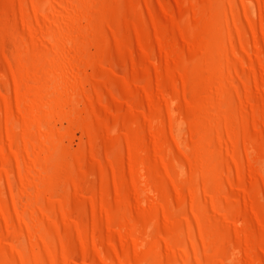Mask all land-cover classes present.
Returning <instances> with one entry per match:
<instances>
[{"label":"bare ground","instance_id":"bare-ground-1","mask_svg":"<svg viewBox=\"0 0 264 264\" xmlns=\"http://www.w3.org/2000/svg\"><path fill=\"white\" fill-rule=\"evenodd\" d=\"M0 264H264V0H0Z\"/></svg>","mask_w":264,"mask_h":264},{"label":"rangeland","instance_id":"rangeland-1","mask_svg":"<svg viewBox=\"0 0 264 264\" xmlns=\"http://www.w3.org/2000/svg\"><path fill=\"white\" fill-rule=\"evenodd\" d=\"M206 70L203 72V75H202L203 78L201 77L199 79V84H201V85H199L200 86L199 88L201 90L198 88L199 90L197 91V99H196V102H198V100H200V98H202L203 96H205V94L206 95H208V94L213 95L214 94V91H215V82H214L213 74L208 69H206ZM232 132H233V127H232V125H229L228 126V133H229V135H232L233 134ZM130 158H131V162L133 163V165H135L136 158H137V150H135L134 147L130 149Z\"/></svg>","mask_w":264,"mask_h":264}]
</instances>
